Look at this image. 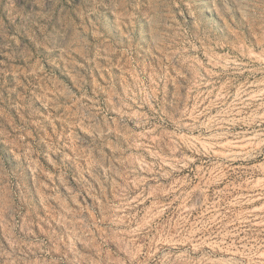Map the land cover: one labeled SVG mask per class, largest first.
Returning <instances> with one entry per match:
<instances>
[{
	"label": "rangeland",
	"instance_id": "obj_1",
	"mask_svg": "<svg viewBox=\"0 0 264 264\" xmlns=\"http://www.w3.org/2000/svg\"><path fill=\"white\" fill-rule=\"evenodd\" d=\"M0 264H264V0H0Z\"/></svg>",
	"mask_w": 264,
	"mask_h": 264
}]
</instances>
